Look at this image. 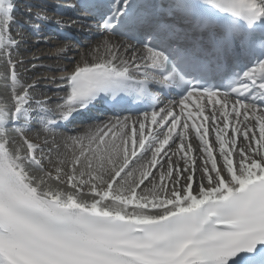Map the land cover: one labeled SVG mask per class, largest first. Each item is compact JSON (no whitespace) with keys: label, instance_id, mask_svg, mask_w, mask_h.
Wrapping results in <instances>:
<instances>
[{"label":"snow or ice","instance_id":"snow-or-ice-1","mask_svg":"<svg viewBox=\"0 0 264 264\" xmlns=\"http://www.w3.org/2000/svg\"><path fill=\"white\" fill-rule=\"evenodd\" d=\"M69 7L140 44L143 71L133 45L106 44L107 57L62 78L58 118L40 101L34 113L32 86L19 82L12 59L19 48L10 35L14 4L0 0V61L10 67L14 101L11 111L0 104V264H264V0H75ZM31 19L38 32L42 17ZM121 48L131 59L118 64ZM229 59L238 70H224ZM133 69L143 79L135 80ZM153 87L161 95L178 90L180 99L159 106ZM193 96L201 101L199 125L188 123ZM102 106L114 114L138 110L143 119L129 134L130 118L116 115L115 123L68 136L47 156L24 135L33 122L52 131ZM241 117L256 124L236 126ZM10 127L22 141L14 149ZM189 129L206 157L198 190L194 149L184 143ZM53 152L55 174L44 166ZM181 179L186 184L178 187Z\"/></svg>","mask_w":264,"mask_h":264},{"label":"rangeland","instance_id":"rangeland-1","mask_svg":"<svg viewBox=\"0 0 264 264\" xmlns=\"http://www.w3.org/2000/svg\"><path fill=\"white\" fill-rule=\"evenodd\" d=\"M105 45L106 44L102 43L101 41H96L95 42L93 40H88L86 45L83 48H81L80 50H75L74 47H72V50L69 52V54L67 56L69 58H71L70 61L73 63L72 65H74V64H76L78 62H81V61L101 60V59L107 57V55H108V52L106 51ZM107 45L109 47H112L109 44H107ZM42 46H44V44H42L41 47L38 46V48L42 49ZM38 48H36L34 50L32 49L33 52H30L31 49L27 50V52H25V53H29L30 52V56L31 57L30 56L29 57L32 58V59L30 60L31 62H29V63H30L31 67L36 66V65H42L41 67H39V69L37 71H33L32 72V74L34 75L32 82L37 80L39 84L41 82L42 83L50 82V84H52V82H53V75H52V73H53V71H52L53 65H55V64L64 65L67 62H66V60L64 58H61V57L60 58H55V59L51 57V53H54L53 52L54 49H55L54 47H53L54 49H52V50L49 49L50 51H47L46 53H43L45 55L42 58H40V56H38V54H36V51H37ZM18 52H20V53L23 52V49L20 48L18 50ZM124 54H125L124 51H122L119 60H121V58L124 56ZM26 55H28V54H26ZM22 61H25V57H23ZM23 63H26V62H23ZM23 63H21L20 65L25 66L26 64H23ZM46 79H48V80H46ZM88 124L89 123H87L86 126H82L81 128H74L73 130L68 131V132H63V133H58L57 132V133L54 134V137L56 138V135H58L57 138H59L60 136H63L64 134H68V135H71V136H76V135H78V133L82 129H85ZM49 148L55 149L54 146H50L48 144H45V146L43 147L45 156L48 155V149ZM54 153L55 152L51 153V159H52L53 155H56V153L55 154ZM172 160L174 161V163H177L179 165V167H181V168L184 167V163H181V162L179 163V161L177 159H175L174 156H172ZM51 161L56 164L55 156H54V160L52 159ZM141 163H143V160H141ZM222 163H223V161H222ZM44 165H45V168L47 169V166L51 165V162L48 159H45L44 160ZM51 167H53V166H50V169H51ZM203 167H204V160H202V158L196 159V169H197V171L195 173V180H196L195 186L196 187H194L196 189L199 188V185H200V182H201L200 181V177L203 174L202 173ZM208 167H209V165H208ZM166 168H167V163H165V169ZM157 174L159 175V172H157ZM187 174L188 173H185V177L187 176ZM158 178H159V176L157 177V180H158ZM146 183H148V181ZM184 184H186V179H181L180 182H179L178 187L183 186ZM204 184H205V186L207 185L206 180L204 181ZM142 187L144 188L143 185H142ZM169 187H171V184H169ZM147 188H149V190H150V188L152 189V184L148 183L147 184Z\"/></svg>","mask_w":264,"mask_h":264},{"label":"bare ground","instance_id":"bare-ground-1","mask_svg":"<svg viewBox=\"0 0 264 264\" xmlns=\"http://www.w3.org/2000/svg\"><path fill=\"white\" fill-rule=\"evenodd\" d=\"M39 11V10H38ZM41 11V10H40ZM29 17H31V15L29 16ZM20 37V36H19ZM106 37H108V35L106 36ZM37 44V45H36ZM36 44H32V43H30V45L27 43V45L23 48V55L21 56L22 58H21V60L19 61V63H17L16 65H17V69L20 71L19 72V76H20V79H26V80H32V78H33V74H32V72L33 71H37L38 69H39V66L37 65V66H33V67H31L30 66V63L29 62H31L30 60L32 59V58H30L31 56H30V52H33V50L34 49H36V48H38V46L39 47H41V45H38V44H40V43H36ZM117 44H118V42L116 43V46H117ZM57 45H53V43H47V44H44V46H42V49L40 48H38L37 49V51H36V54H38V56H40V58H42L45 54H43V53H46L47 51H50L49 49H54V48H58V47H56ZM54 47V48H53ZM27 48V49H26ZM31 49V50H30ZM33 49V50H32ZM27 50H30V52L29 53H25V52H27ZM54 53H51V57L52 58H60L61 56H63V54H65V53H63L62 51H57V50H54L53 51ZM26 54H28V55H26ZM30 56V57H29ZM23 57H25V61H22V59H23ZM37 58V57H36ZM23 62H26V63H23ZM21 63H23V64H26L25 66H22V65H20ZM73 63L72 62H69V63H66V64H64L63 66H61V64H55V65H53V67H52V71H53V73H52V75H53V79H54V82H52V85H56L57 83H59L60 81H62L61 79H60V81L57 79L60 75H63L66 71H68V70H70L71 68H73L75 65L77 66V64L78 65H80V63H77V64H75V65H72ZM37 79V78H36ZM46 80H48V79H46ZM50 82H46V83H38V81L37 80H35L32 84H31V88H29V93L30 94H33L35 97H37L38 95H41L42 93H44L46 90H47V88H46V84H49ZM249 123H251V125L252 126H254L255 124L254 123H252V122H249ZM36 126H33V127H35L37 130L35 131L36 133L35 134H30V136H31V138H33V137H37L38 135L39 136H41L42 134H44L46 131H44V129L38 124V123H36L35 124ZM33 127H31V128H33ZM103 127V123H101V124H99V125H95V126H89V127H87V128H85V129H82L79 133H78V136H79V134L80 135H82L85 131H87L89 128H92V129H98V128H102ZM82 132V133H81ZM68 136H71V135H68V134H64L63 136H61V137H59L58 138V141L59 142H56V140L55 139H52V138H50V139H48L47 141H46V144H48V145H50V146H54L55 148L57 147V146H62L63 145V143H64V141H65V139L68 137ZM42 148L45 146L44 145V143L43 144H41L40 145ZM243 147H247V145H242ZM216 152H219V150H218V146L216 147ZM55 154V153H54ZM37 155H39V152L37 153ZM54 156H55V161H56V159H57V157H56V155H53V157H52V159L54 160ZM234 157H235V159H238V153H235L234 155H233ZM218 158V165L220 166V165H222V158H220V156H218L217 157ZM51 159V160H52ZM141 163V161L136 165V167L138 168L139 167V164ZM50 166H53V167H51V169H50ZM49 167V168H48ZM209 167H210V165H209ZM47 170L48 171H52L53 172V174H55V163H53L52 161H51V165H48L47 166ZM123 175V174H122ZM185 175V174H184ZM156 176L158 177L159 175L156 173ZM106 179H107V176L105 177ZM158 181V180H157ZM147 182V181H146ZM145 182V183H146ZM52 183H54L55 184V182H52ZM146 184H148V183H146ZM142 187V186H141ZM143 188V187H142ZM151 189V188H150ZM196 189V188H195ZM148 190H149V188H146V189H144V194H149V192H148ZM196 190H198V189H196ZM138 192H140V190L138 189Z\"/></svg>","mask_w":264,"mask_h":264}]
</instances>
